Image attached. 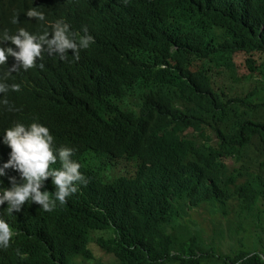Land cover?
<instances>
[{
  "label": "trees",
  "instance_id": "1",
  "mask_svg": "<svg viewBox=\"0 0 264 264\" xmlns=\"http://www.w3.org/2000/svg\"><path fill=\"white\" fill-rule=\"evenodd\" d=\"M135 1L0 0V30L42 33L41 21L25 15L39 7L77 37L91 22L101 33L89 34L103 36L79 59L70 49L64 60L45 51L43 67L6 77L20 89L0 94L17 109L0 105V136L12 122L46 124L58 146L74 148L86 183L51 211L35 203L13 216L0 211L15 229L0 264L91 260L92 241L117 264H264L261 239L256 249L247 244L248 228L264 229V0ZM14 62L9 56L0 76ZM252 81L253 91L239 90ZM7 154L0 149V162ZM120 158L134 162V174L109 175ZM44 188H55L50 177ZM231 202L239 229L229 235L248 236H239L241 251L219 255L185 216L207 205L225 219Z\"/></svg>",
  "mask_w": 264,
  "mask_h": 264
},
{
  "label": "clouds",
  "instance_id": "2",
  "mask_svg": "<svg viewBox=\"0 0 264 264\" xmlns=\"http://www.w3.org/2000/svg\"><path fill=\"white\" fill-rule=\"evenodd\" d=\"M31 3V0H29ZM27 17L36 20H44V12L39 7H29L25 10ZM18 14L11 17V23H18ZM83 34L76 36L70 31L69 25L63 19H57L52 24L51 31L42 33L30 32L24 27H18L14 32L7 28L0 30V45L9 41L11 46H0V66H5V61L10 56L14 63L7 67L3 76H0V94H5L9 89L19 91L20 85L9 84L6 77L15 72L18 67L30 69L37 64L43 52L49 55L55 53L58 58L64 60L71 50L73 59H79V50L89 48L94 42V37L82 29ZM49 33L51 36L49 38ZM0 105H7L8 111L17 109L9 104L6 96H0ZM15 121V120H14ZM7 154V159L0 162V178H7V187L0 179V211L2 213H19L21 208L28 209L31 204L39 205L44 211L65 203L66 197L78 191V184L86 183L81 171V164L72 158L74 148L60 145L55 142L49 126L33 119L23 123L16 121L3 128L0 136V149ZM59 161V167H51ZM12 169L18 173L8 175L6 169ZM51 178V184L55 188L49 192L44 188L46 178ZM5 207H4V205ZM15 235L9 222L0 215V248H7L11 238Z\"/></svg>",
  "mask_w": 264,
  "mask_h": 264
},
{
  "label": "rangeland",
  "instance_id": "3",
  "mask_svg": "<svg viewBox=\"0 0 264 264\" xmlns=\"http://www.w3.org/2000/svg\"><path fill=\"white\" fill-rule=\"evenodd\" d=\"M242 84L243 86H241L239 90L245 91L246 94L249 93L250 91H253L256 86L254 81L245 82ZM228 165L231 169L235 167V164L233 162H228ZM125 172L126 169L123 168L122 166H118L116 168L111 167L110 170V174L112 176L125 174ZM210 209L212 208L207 205H202L201 207L194 208L192 211L191 210L188 211L187 216H185V222L189 225V228L192 230L202 232L203 238L205 239V242L207 243L208 247L213 249L215 253L217 252L219 255H221L220 252L227 254L232 250H235V252L241 251L243 247L240 242V237L243 238V237H247L248 235L244 232H242L239 235L240 237L238 235L235 237L229 235L232 225H234V228L236 230L239 229V226L237 224L238 219H235L236 212L239 211L238 203L237 202L230 203L229 205L230 214L225 219H220L219 217L211 216L208 213V210ZM23 211L24 210L21 208V211L19 213L13 212L12 214L9 213L7 214L13 216L16 214H20ZM260 211L262 213L260 212L259 218L261 220L260 219L259 220L260 223L264 226V206H261ZM252 225H258V224L253 223ZM247 230L249 234L250 233L253 234L252 238L248 240L247 244H249L250 242L251 247L256 249L257 240L261 239L260 250H264V229L262 228L256 229L254 227H250ZM220 231L224 232L223 238L221 235H219ZM99 236H103L107 238L109 236V232H96L93 235L94 238ZM97 245L98 244L95 243L94 241L90 243V249L94 255V259L86 260L81 257H76L73 259L72 262L74 264H117L116 259L112 255L105 253Z\"/></svg>",
  "mask_w": 264,
  "mask_h": 264
},
{
  "label": "bare ground",
  "instance_id": "4",
  "mask_svg": "<svg viewBox=\"0 0 264 264\" xmlns=\"http://www.w3.org/2000/svg\"><path fill=\"white\" fill-rule=\"evenodd\" d=\"M58 1H59L60 3H62L63 6H65V5L76 4L75 1H77V0H58ZM132 1H135V0H132ZM135 2H136V1H135ZM40 21H41V26H42L43 31L47 30V31H49V32L51 31L52 24L55 22V21H54V22L49 21V20H47V19H45V18H44V20H40ZM84 28L87 29V32H88V33H92V32H100V31H99V30L93 25L92 22L89 23V24H83L82 26H80L79 33H81V32H82V29H84ZM69 29H70V26H69ZM100 33H101V32H100ZM50 36H51V33H49V38H50ZM111 37H112V35L110 34V35L108 36L109 46H110V42H111ZM102 40H103V36L101 37L100 42H99V39H94V42L91 43V46H92V44L97 43V49H98L99 46H101ZM4 44H6V45H8V46H11V47H13V48L15 49V46H14V45H11V43H10L9 41H4L3 44H1L0 46H3ZM97 49H96V50H97ZM114 85H115V84H113V86H114ZM113 86H112V87H113ZM75 131H76V127H75ZM78 132H80V133L86 138V137H88V136L90 135L91 129H90V127H87L84 123H82L80 129H78ZM184 136H185V137L188 136V135H187V132L184 134ZM114 162H117V165H118V166H122L123 168H125V169H126V172H129V173H131V174H134V172H135V171L133 170V169H135V168H134V162L128 161V160H126V159H124V158L117 159V160L114 161ZM110 170H111V169H110ZM110 170L107 169V171H108V173H109V175H110L111 177L116 178V177L120 176V175L112 176V175L110 174ZM6 249H7V248H0V253L3 251V253L1 254L2 256L6 255V253L8 252V250H6Z\"/></svg>",
  "mask_w": 264,
  "mask_h": 264
}]
</instances>
